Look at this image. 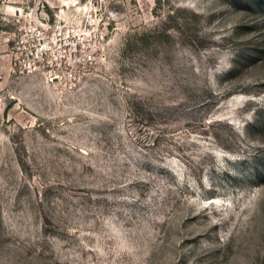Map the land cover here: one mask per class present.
<instances>
[{"label":"rangeland","instance_id":"rangeland-1","mask_svg":"<svg viewBox=\"0 0 264 264\" xmlns=\"http://www.w3.org/2000/svg\"><path fill=\"white\" fill-rule=\"evenodd\" d=\"M0 264H264V0H0Z\"/></svg>","mask_w":264,"mask_h":264}]
</instances>
